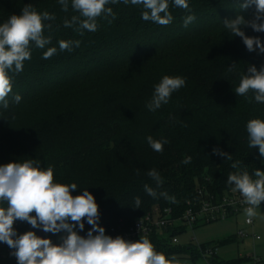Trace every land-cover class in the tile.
Listing matches in <instances>:
<instances>
[{"label":"trees","instance_id":"1","mask_svg":"<svg viewBox=\"0 0 264 264\" xmlns=\"http://www.w3.org/2000/svg\"><path fill=\"white\" fill-rule=\"evenodd\" d=\"M188 3L190 12L170 4L173 21L167 26L142 20L140 6L110 4L115 19L101 17L96 32L81 35L78 25L64 26L78 14L71 8L63 11L58 0H0V24L19 15L27 4L54 15L55 20L45 21L51 28L46 27L44 35L51 37L46 48L57 47V53L45 60L46 48L32 45L23 71L12 74L9 108L0 105V165L35 159L41 167L54 169L55 182L76 183L73 195L88 189L99 205L98 223L106 234L121 223L130 227L154 207L182 215L201 185L214 193L231 190L227 176L236 171L231 167L234 161L249 173L264 170L258 149L248 147L246 133L250 119H264V104L249 103L234 92L248 65H264V54L248 52L241 38L233 37L223 24L237 14L250 19L255 7L240 11L238 0ZM189 14L195 20L185 27ZM245 31L264 41V33ZM60 40H79L80 46L61 52ZM165 75L181 76L186 84L167 104L149 111L146 104L154 85ZM16 94L22 97L18 104L13 101ZM148 136L169 141L163 152L153 151ZM213 149L232 155V160ZM189 156L191 162L182 163ZM151 169L163 180L157 192L174 196L175 203L145 193V184L156 187L147 176ZM136 197L140 208L132 207ZM27 225L17 221L14 226L22 234ZM90 228L85 221L79 234L86 236ZM183 233L172 231L167 238L153 233L148 238L168 257L186 255L200 261L196 247L170 242ZM234 237L201 247L221 248L236 242ZM209 261L244 264L248 258ZM5 264L17 261L10 258Z\"/></svg>","mask_w":264,"mask_h":264},{"label":"clouds","instance_id":"2","mask_svg":"<svg viewBox=\"0 0 264 264\" xmlns=\"http://www.w3.org/2000/svg\"><path fill=\"white\" fill-rule=\"evenodd\" d=\"M129 3L141 7V19L161 26L173 21L170 11L172 7L190 12L188 0H58L61 9L68 12L69 8L78 15L65 20V27L78 25L77 30L96 32L98 19L111 17L115 19L110 4ZM240 11L254 6L255 12L250 19L237 14L235 18L225 19L224 27L233 37L241 38L248 52L264 54V41L260 36H249L246 29L255 33H264V0H238ZM55 16L47 11L38 12L31 4L25 5L19 15H12L0 24V105L9 108L8 97L13 92V76L24 69V62L31 59V47L45 49L51 44V37L45 36V28L51 24ZM195 20V15L184 17L183 24L187 27ZM111 23V20H109ZM80 41L60 40L59 51H72L79 47ZM57 53V47H47L42 58L50 59ZM234 63L228 70L234 71ZM186 84L181 76H163L154 85V91L146 107L155 112L167 104L172 94ZM237 96L245 97L249 103L264 104V65L259 69L248 65L246 72L240 74ZM251 94V96L249 95ZM19 94L13 96L15 103H20ZM248 147L258 149L264 158V119L252 118L246 123ZM169 141L147 137V143L157 153L164 150ZM214 154L232 160V155L220 149H213ZM191 157L182 163L189 164ZM236 171L227 176V184L231 191L239 193L242 203L246 205L244 215L251 223L258 216V209L264 202V170L255 169L252 173L242 168L239 161L231 164ZM147 176L155 182L156 187L144 185L147 195L156 198L158 195L175 203V197L167 192H157L163 180L156 169L147 172ZM76 183L65 184L55 182L54 169L41 165L35 159L24 162H9L0 165V243L6 244L12 251L17 264H181L176 256L168 257L158 252L146 236L131 241L121 236L112 237L100 226L99 205L94 195L85 189L78 195ZM141 199L135 198L134 208H140ZM26 222L32 229H42L53 235L65 233L60 243H53L51 238L38 236L35 231L28 230L18 234L15 223ZM85 221L91 226L86 236L79 233L85 228Z\"/></svg>","mask_w":264,"mask_h":264},{"label":"built area","instance_id":"3","mask_svg":"<svg viewBox=\"0 0 264 264\" xmlns=\"http://www.w3.org/2000/svg\"><path fill=\"white\" fill-rule=\"evenodd\" d=\"M261 206H264V202H262ZM245 207L246 205L242 203V197L239 193H234L231 190L222 194L214 193L206 185H201L196 188L194 198L188 201V205L182 215L175 217L172 208L154 207L144 216L137 218L130 227L121 223V225L112 228L107 234L112 237L121 236L131 241L138 240L144 236L148 238L153 233L163 234L167 238V235L172 233V231H184L185 233L187 230L194 231L196 226L201 224L209 225L236 218L244 214L243 210ZM244 223L252 230L238 231L235 236L236 241L259 240V236L254 231L255 219L248 223L247 218H245ZM167 231L168 233L166 234L165 232ZM49 234L46 233L47 238ZM178 236L180 234L173 236L170 240L173 245H179ZM189 245L196 247L201 257L200 261L204 264H210L209 260L211 258L219 257L220 248L212 247L213 249L203 250L201 245L192 244V242ZM11 251L6 244L0 243V264H5L10 258L15 259V257L10 255ZM240 257L248 258V261L244 264H264V260L257 254L240 255Z\"/></svg>","mask_w":264,"mask_h":264},{"label":"rangeland","instance_id":"4","mask_svg":"<svg viewBox=\"0 0 264 264\" xmlns=\"http://www.w3.org/2000/svg\"><path fill=\"white\" fill-rule=\"evenodd\" d=\"M262 158V157H261ZM264 163V158H262ZM258 216L256 217V224L254 225L255 233L259 236V240L253 241L252 239H247L236 241L227 246L221 247L219 251V257L223 260H230L239 258L240 255H252L257 254L264 260V206H261L258 210ZM245 215H239L236 218H232L226 221H220L217 223L209 225H198L194 231L187 230L185 233L181 234L179 237V245L188 246L191 242L192 244L202 245L207 243L219 244L229 238L237 235L240 230H252L247 227L244 223ZM32 230L37 234V229H32L28 224L25 231ZM38 235V234H37ZM65 233L60 234H49L48 238H51L53 243H60L61 237ZM235 238V237H234ZM181 261V264H204L202 261H193L186 255L177 257Z\"/></svg>","mask_w":264,"mask_h":264},{"label":"water","instance_id":"5","mask_svg":"<svg viewBox=\"0 0 264 264\" xmlns=\"http://www.w3.org/2000/svg\"><path fill=\"white\" fill-rule=\"evenodd\" d=\"M38 236H41L43 238H47V235L45 232L42 231V229H37Z\"/></svg>","mask_w":264,"mask_h":264},{"label":"crops","instance_id":"6","mask_svg":"<svg viewBox=\"0 0 264 264\" xmlns=\"http://www.w3.org/2000/svg\"><path fill=\"white\" fill-rule=\"evenodd\" d=\"M254 219H256V218H254ZM255 224H256V220H255ZM255 224H254V225H255ZM254 227H255V226H254ZM254 231H255V229H254Z\"/></svg>","mask_w":264,"mask_h":264}]
</instances>
